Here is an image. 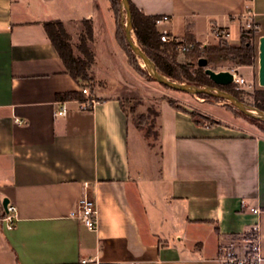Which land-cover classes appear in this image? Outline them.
Masks as SVG:
<instances>
[{
    "label": "crops",
    "instance_id": "obj_1",
    "mask_svg": "<svg viewBox=\"0 0 264 264\" xmlns=\"http://www.w3.org/2000/svg\"><path fill=\"white\" fill-rule=\"evenodd\" d=\"M130 2L145 14H169L160 30L203 44L219 42L214 26L240 43L248 8L257 40L264 35V0ZM49 20L63 22L77 54L85 22L92 24L89 110L77 97H59L83 87L48 35ZM117 29L111 0H50L40 13L23 0H0V264H78L83 256L220 264V243L254 226L264 255V131L198 123L167 101L159 112L160 166L144 185L145 170L132 166L134 121L123 99L144 98L134 83H152L130 63ZM63 103L67 113L56 114ZM140 135L151 144L144 128ZM85 194L97 205L94 230L78 217ZM5 197L17 209L13 226L4 219Z\"/></svg>",
    "mask_w": 264,
    "mask_h": 264
},
{
    "label": "trees",
    "instance_id": "obj_2",
    "mask_svg": "<svg viewBox=\"0 0 264 264\" xmlns=\"http://www.w3.org/2000/svg\"><path fill=\"white\" fill-rule=\"evenodd\" d=\"M112 8L117 17L118 29L117 36L120 44L127 51L130 59V63L133 67L143 76L144 72L142 67L134 61V55L132 54V47L130 46L127 36V46L123 42L122 38V26L120 24V0H111ZM131 9L133 15V29L139 40L140 46L145 50V52L154 60L157 68L170 78L181 81L194 83L197 85H211L218 86L229 92H232L238 96L241 100L245 101L243 97L244 90L237 83H232L228 85H217L210 76L206 73L205 67L199 66L198 60L201 57H206L208 60V66L217 70L221 64L231 63L235 65H252L257 60V49L255 44L247 38L248 34L256 33L258 28L255 25L252 28L243 29L241 42L238 44H232L229 41L219 42L216 44H203L193 38H188V40L196 41L195 46L189 49L185 54L187 57H191L188 62H180L177 60L179 55V50L176 48V42L174 41H163L161 38V30L156 24V18L160 15H150L145 14L132 2ZM44 26L50 36L52 42L54 43L60 57L64 61L68 72L76 78L83 88H87L89 85H93L94 76L92 74L91 68L95 63V53L89 45V42L93 39V27L89 21L85 22V30L80 37V43L78 44L79 54L74 50L71 36L66 30L63 22L61 20H49L44 22ZM125 29V27H124ZM126 34V31H125ZM148 80L151 78L148 76ZM152 79L154 77L152 76ZM155 80V79H154ZM165 85V84H163ZM167 86V85H165ZM199 95L203 97H214L219 98L207 93H200ZM253 97V104L264 110V87L257 88L251 94ZM92 97V94H90ZM60 98L67 97H77L79 99H85V93L83 89L81 92L70 91L59 95ZM222 99V98H220ZM171 105L179 108L174 104L173 100H168ZM245 115L239 108L236 110ZM192 117L198 122L203 123L197 118V116L191 112ZM160 113L158 111L157 118ZM249 116V115H247ZM251 117V116H249ZM257 123H264L263 120L251 117ZM219 120L213 118V122H218ZM264 131V128L261 126ZM148 135H151L150 130ZM159 129L156 131V139L159 138ZM153 145V143H151ZM5 216V214H4Z\"/></svg>",
    "mask_w": 264,
    "mask_h": 264
},
{
    "label": "rangeland",
    "instance_id": "obj_3",
    "mask_svg": "<svg viewBox=\"0 0 264 264\" xmlns=\"http://www.w3.org/2000/svg\"><path fill=\"white\" fill-rule=\"evenodd\" d=\"M49 1L50 0H23V4L36 9L37 12L40 13L43 9H45L46 4H48ZM119 20L122 26L121 35L123 42L127 46L124 29L126 23V11L122 7L121 0ZM133 35L136 41L139 43L134 29ZM247 36V38H249L256 45L258 54L259 41L257 40V34L251 33ZM132 54L134 55V61L136 64L142 67V71L144 72L142 77L145 80H148L147 77L149 76L151 78L149 82L152 83H134V93L136 95L143 96L144 98L128 97L123 99L124 106L130 114L132 121L143 127L147 134L150 130L151 135H149V140L151 143L155 144L154 147L149 143V141L141 137L140 134H143V128L140 127L136 129L137 127L134 126V123H132L133 125L131 126L130 130V156L133 168H143L146 172V174H144V178H146L147 181L144 183V185H147L148 181L154 177L155 170H157L160 166L161 159L159 153L161 151V147L159 138L156 139V131L159 129L158 124L160 125L162 118L161 115L157 118V114L158 111H162L164 105L169 99L173 100L174 104L177 105L179 109L188 113L193 112L203 123H211L213 122L214 118L220 122L229 123L238 127L245 126L250 128L257 126L261 128L262 126L264 128V123H257V121L255 122L251 117L236 111L238 108L225 99L203 97L199 94L173 89L152 79V75L148 71L144 61L138 57L134 51H132ZM179 54H181V52H179ZM187 58L188 60L186 59L183 62H188L191 60V57ZM217 70L236 71L238 75L245 76L247 83L240 86L244 90L242 95L245 98V102L253 104V97L251 94L255 89L262 87L259 83V54L257 56L256 62L252 65H235L231 63H224L221 64ZM154 190L155 189L151 190V196H154L153 198L155 199L158 193L154 194ZM167 240L172 241L171 239Z\"/></svg>",
    "mask_w": 264,
    "mask_h": 264
},
{
    "label": "built area",
    "instance_id": "obj_4",
    "mask_svg": "<svg viewBox=\"0 0 264 264\" xmlns=\"http://www.w3.org/2000/svg\"><path fill=\"white\" fill-rule=\"evenodd\" d=\"M255 12L252 9L247 10L245 14L246 21L244 28L249 29L256 24L254 20ZM171 16L169 14H163L156 18V24L159 26L164 22L170 21ZM213 35L219 42H226L230 36V31L221 26H214L212 28ZM161 38L163 41L176 42V48L183 54L189 49L195 46L196 41L181 38L169 30H161ZM234 72L235 83L245 85L247 80L244 76L238 75ZM83 92L88 96L85 99L80 100L81 107L84 110H89L93 107L95 100L90 96L88 88H83ZM67 105L63 103L56 110V114H66ZM246 202L244 201V206ZM254 211H258L257 208H252ZM15 204L8 203V212L5 214L4 219L9 226H13L18 219L16 214ZM78 217L83 224L89 229H97L98 227V209L95 200L88 194H85L78 200ZM218 260L220 264H262L264 261V255L261 250V242L258 236V227H252L248 232L239 234L237 236H231L228 239L222 241L219 245ZM78 264H120L118 262H107L99 257L83 256L80 258ZM131 264H139V261H132Z\"/></svg>",
    "mask_w": 264,
    "mask_h": 264
},
{
    "label": "water",
    "instance_id": "obj_5",
    "mask_svg": "<svg viewBox=\"0 0 264 264\" xmlns=\"http://www.w3.org/2000/svg\"><path fill=\"white\" fill-rule=\"evenodd\" d=\"M122 7L126 11V23H125V31L127 40L132 47L135 54L140 57L150 74L154 77V79L162 84L167 85L170 88L181 90L188 93L200 94L207 93L222 99H225L232 103L235 107L242 110L247 115L258 118L264 121V110L257 108L253 104H249L244 100H241L238 96L229 92L225 89H222L218 86L211 85H197L194 83L181 82L174 80L162 73L158 68L154 60L145 52V50L140 46V44L136 41L133 35V15L131 9L130 0H121ZM199 66L205 67L206 73L210 76V78L217 85H228L232 84L235 81L234 72L231 70H215L208 66V60L206 57H201L198 60ZM259 83L262 87H264V35L260 37L259 41ZM10 199L5 197L3 199V207L8 212V203Z\"/></svg>",
    "mask_w": 264,
    "mask_h": 264
}]
</instances>
